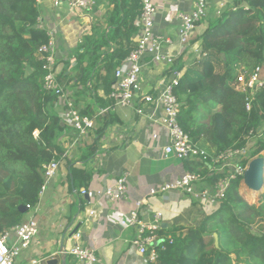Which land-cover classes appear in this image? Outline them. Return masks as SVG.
I'll use <instances>...</instances> for the list:
<instances>
[{
  "label": "trees",
  "instance_id": "trees-1",
  "mask_svg": "<svg viewBox=\"0 0 264 264\" xmlns=\"http://www.w3.org/2000/svg\"><path fill=\"white\" fill-rule=\"evenodd\" d=\"M230 1L232 6H223L215 19L198 23L191 42L198 43L201 55L180 63L187 68L175 88L182 104L180 124L216 151L246 145L250 130L264 123V89L255 93L250 111L235 89L242 72L264 64V0ZM105 2V24L95 22L82 35L73 68L79 81L94 80L96 88L109 93L115 70L136 45L141 6L139 0ZM39 17L37 0H0V237L25 221L22 205L39 203L43 165L65 152L61 132L71 131L67 143L73 134L61 122L59 96L44 88L46 70L36 52L48 37ZM251 147L253 156L259 155L264 137ZM96 149L97 140L79 146L78 159L88 160ZM63 160L70 169V191L83 186L85 171L73 168L68 156ZM185 164L202 174L209 169L200 159ZM240 183L241 178L233 180L224 199L205 205L199 220L178 223L169 234L161 226L165 248L155 245L157 258L147 264H264V190L258 203H250Z\"/></svg>",
  "mask_w": 264,
  "mask_h": 264
},
{
  "label": "crops",
  "instance_id": "crops-1",
  "mask_svg": "<svg viewBox=\"0 0 264 264\" xmlns=\"http://www.w3.org/2000/svg\"><path fill=\"white\" fill-rule=\"evenodd\" d=\"M157 3V29L172 37L174 43L171 48L178 49V16L181 12L193 9L195 0H157ZM211 3L210 0L207 18L210 17ZM99 4L97 11L83 15L79 11L66 13L56 9L52 0H42L38 3L44 26L54 29L56 33V70L61 77L59 80L65 85L66 94L73 99L75 106L82 113L90 115L97 114L100 108L111 104V91L106 93L102 87L96 88L95 81L91 79L82 83L75 77L73 67L75 52L82 41V35L89 32L95 22L105 24L108 8L105 0H99ZM111 52L113 49L109 51ZM191 54L194 55L192 52H186L180 57L179 63L185 62ZM163 69L162 65L145 69L146 89L166 80V72ZM262 70L264 76V64ZM113 85L114 82L111 90ZM63 110L61 107L60 114ZM70 132L67 128L60 134V140L64 141L65 146L68 144L66 140L69 139ZM95 140L96 152L86 161L78 159L79 146H73L68 153V157L74 162L73 168L85 171L84 185L70 191V169L66 168L62 160L38 205L33 208V213L25 216V220L34 217L39 222V231L29 248L25 249L30 253L29 259L18 262L20 255L15 264H32L34 259H42L48 264V260L53 258L58 259V264L64 263L63 258L66 264H78L72 256L64 255L61 251L63 242H66L67 236L76 228L84 234L83 243L95 250L99 258L97 264H147L146 256L139 254L132 244L141 223H150L155 212H161L162 226L166 228L163 234H169L176 224L195 222L204 214L205 205L177 190L166 194L150 193L151 188L178 179L188 169L185 160L164 152L169 135L163 124L136 115L130 108L116 107L106 116L98 117L96 128L90 131L89 137L82 145H89ZM200 142L207 143L203 137ZM120 175H126L127 178L125 197L116 202L104 197L99 198L96 192L114 185ZM207 184L208 182L203 181L200 186ZM83 189L88 191L84 197L80 195ZM139 200L143 203L139 209L138 223L122 227L119 220L135 210ZM86 201H90L96 210V214L87 221ZM41 232L48 234V247L44 249L35 244ZM14 238L15 232L12 231L10 239ZM35 249L38 250L36 254Z\"/></svg>",
  "mask_w": 264,
  "mask_h": 264
},
{
  "label": "built area",
  "instance_id": "built-area-1",
  "mask_svg": "<svg viewBox=\"0 0 264 264\" xmlns=\"http://www.w3.org/2000/svg\"><path fill=\"white\" fill-rule=\"evenodd\" d=\"M41 1L37 0V3ZM52 2L56 9L63 12L79 11L83 15H88L98 4V0H52ZM139 2L141 10L136 19L138 26L136 45L115 70L114 85L109 93L111 104L100 108L95 115L82 113L75 106L73 99L66 94L65 85L57 77L55 30L47 29L39 17V25L46 30L48 37L47 41L41 44L36 52L38 59L44 62L46 70L44 88L59 96L64 106V110L60 114L61 122L72 128L73 132L61 157H54L43 165L44 184L40 191V198L50 179L59 170L62 160L68 156L69 149L73 146H81L82 142L89 137L90 131L96 128L98 117L106 116L116 107L130 108L136 115L145 116L153 122L163 124L169 135V141L164 146L166 154H173L182 160L200 159L208 164L209 169L206 174L187 169L178 179L151 188V194H166L169 191L177 190L189 195L201 204L215 205L226 197L227 190L233 180L241 178L240 185L243 184L242 180L247 165L255 157L252 154L253 148L251 146L258 138L264 137V123L258 129L250 130L246 145L231 146L225 150L216 151L208 143L202 144L200 141H195L179 122L182 104L175 94V88L187 66L181 67L177 61L186 52H192L196 57L201 55L198 43H192L191 40L198 23L208 16L210 0H195L193 9L179 14L178 49L171 48L174 43L172 37L157 29L156 15L159 7L157 0H139ZM225 5L222 3L221 8ZM156 65L164 67L166 80L151 89H146L144 71ZM262 72V66L258 65L250 72H242L235 83V89L244 94V104L247 111L252 108L255 93L259 89H264ZM34 133L37 135L36 131ZM203 181L208 182V184L200 186ZM127 188L126 175H120L114 185L98 190L96 194L99 198L104 197L116 202L125 197ZM87 194V189L80 192L83 197ZM86 203L87 216L85 220L87 221L96 214V210L90 201H86ZM142 203V200L137 201L136 209L119 220L122 227L125 228L138 223V213ZM26 207L28 210L34 208L29 204ZM161 226L162 213L155 212L150 223L140 224L138 234L132 240L137 252L146 256V263L156 260L155 245L157 242V245H161L162 249L165 248L164 239L158 235ZM12 231L15 232L13 240L10 239ZM38 231L39 222L34 217H30L3 234L0 237V264H15L22 251L29 248ZM83 237V232L76 228L67 236L66 242H63L62 253L72 256L78 264H97L99 258L95 250L83 243ZM31 263L45 264L42 259H34Z\"/></svg>",
  "mask_w": 264,
  "mask_h": 264
},
{
  "label": "water",
  "instance_id": "water-1",
  "mask_svg": "<svg viewBox=\"0 0 264 264\" xmlns=\"http://www.w3.org/2000/svg\"><path fill=\"white\" fill-rule=\"evenodd\" d=\"M222 57H225V54H221ZM244 186L248 191L261 194L264 190V155L260 154L253 157L247 165L246 171L242 180ZM22 212H27L28 209L26 206L22 205ZM158 242L156 243V245ZM215 245L218 246L217 235L215 234ZM63 264L65 263V258L62 259ZM48 264H58V259L53 258L48 260Z\"/></svg>",
  "mask_w": 264,
  "mask_h": 264
},
{
  "label": "rangeland",
  "instance_id": "rangeland-1",
  "mask_svg": "<svg viewBox=\"0 0 264 264\" xmlns=\"http://www.w3.org/2000/svg\"><path fill=\"white\" fill-rule=\"evenodd\" d=\"M211 13H210V17L212 19H215L218 15H219V11L221 9V4L224 3V4H229L232 6V2L230 0H211ZM100 4L98 2L97 6L95 7L94 11H97L100 7ZM208 120H206L207 122ZM261 154H264V151H262ZM239 191L243 194L244 198L249 201L250 203H258V200L260 198V194H257V193H254V192H251V191H248L247 188L244 186V184L240 185L239 187ZM32 210V211H31ZM31 210H28L26 212V216H28L29 214L33 213V209ZM42 231V230H41ZM48 236V234H44V233H40L38 235L39 237V240L36 241V245H40V248L44 249V248H47L48 247V243L47 242L48 238H46ZM53 245V244H52ZM36 246V247H37ZM53 247L55 248V246L53 245ZM38 250H34L35 254L37 253ZM30 257V253H27V250H23L22 253H21V257L19 258L18 262L21 261V260H25V259H29Z\"/></svg>",
  "mask_w": 264,
  "mask_h": 264
}]
</instances>
